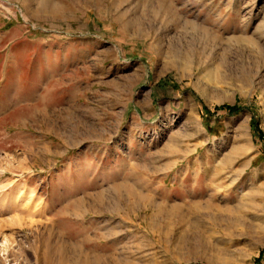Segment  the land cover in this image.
Segmentation results:
<instances>
[{
  "label": "rangeland",
  "instance_id": "1",
  "mask_svg": "<svg viewBox=\"0 0 264 264\" xmlns=\"http://www.w3.org/2000/svg\"><path fill=\"white\" fill-rule=\"evenodd\" d=\"M0 264H264V0H0Z\"/></svg>",
  "mask_w": 264,
  "mask_h": 264
},
{
  "label": "bare ground",
  "instance_id": "2",
  "mask_svg": "<svg viewBox=\"0 0 264 264\" xmlns=\"http://www.w3.org/2000/svg\"><path fill=\"white\" fill-rule=\"evenodd\" d=\"M65 254V253H64Z\"/></svg>",
  "mask_w": 264,
  "mask_h": 264
}]
</instances>
